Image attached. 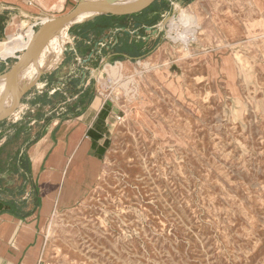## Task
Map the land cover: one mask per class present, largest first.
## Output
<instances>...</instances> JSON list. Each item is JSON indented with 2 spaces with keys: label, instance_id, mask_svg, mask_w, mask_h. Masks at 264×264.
Here are the masks:
<instances>
[{
  "label": "rangeland",
  "instance_id": "1",
  "mask_svg": "<svg viewBox=\"0 0 264 264\" xmlns=\"http://www.w3.org/2000/svg\"><path fill=\"white\" fill-rule=\"evenodd\" d=\"M183 1L144 19L157 37L119 88L107 68L125 59L96 78L120 119L97 181L49 223L43 264H264V0ZM177 4L199 25L188 52L159 27Z\"/></svg>",
  "mask_w": 264,
  "mask_h": 264
},
{
  "label": "crops",
  "instance_id": "2",
  "mask_svg": "<svg viewBox=\"0 0 264 264\" xmlns=\"http://www.w3.org/2000/svg\"><path fill=\"white\" fill-rule=\"evenodd\" d=\"M79 1L0 0V76L10 71L47 18L68 13ZM196 1L204 2L186 6ZM76 27L70 31L58 69L43 76L22 100L18 118L16 114L0 123V202L19 206L15 214H0V264L44 263L49 223L55 212L77 204L97 181L112 126L120 118L121 108L98 93L94 82L110 57L130 62L123 56L129 55L125 48L140 44V30L126 35L111 29L100 38L90 35L83 40L82 29ZM156 35L141 38L145 49ZM49 50L43 53L45 62L52 57ZM7 52L15 54L6 57ZM55 86L60 87L56 95H63L62 100L55 101Z\"/></svg>",
  "mask_w": 264,
  "mask_h": 264
},
{
  "label": "water",
  "instance_id": "3",
  "mask_svg": "<svg viewBox=\"0 0 264 264\" xmlns=\"http://www.w3.org/2000/svg\"><path fill=\"white\" fill-rule=\"evenodd\" d=\"M157 1L80 0L68 13L55 18H47L37 29L10 71L0 76V80L4 79L7 86L5 94L0 99V123L14 117L22 104V100L36 88L41 78L58 69L66 53L67 39L71 29L102 16L123 17L139 14ZM175 14L177 11L174 9L160 22L159 27L166 28ZM142 28L149 33H158L157 28L145 27L140 22L135 23L132 30L122 28L118 32L130 35ZM54 39L57 41L58 51H52V57L50 56L51 58L49 57V60L41 65V57ZM123 56L128 60H133L128 55ZM31 67L35 70L34 74L30 78H25L23 73Z\"/></svg>",
  "mask_w": 264,
  "mask_h": 264
},
{
  "label": "trees",
  "instance_id": "4",
  "mask_svg": "<svg viewBox=\"0 0 264 264\" xmlns=\"http://www.w3.org/2000/svg\"><path fill=\"white\" fill-rule=\"evenodd\" d=\"M193 0H188L189 3H191ZM169 3L166 0H158L156 3H154V5H152L150 8H148L146 11L140 13V14H135V15H131V16H123V17H117V16H102L99 18H96L93 21H90L88 23L82 24L80 26H77L75 28V30L77 29H82V32L80 34V37L83 40H87L90 35L98 38L102 35H104V33L108 30L111 29H129L132 27L131 22H143V26H144V19L146 20L147 15L149 13H152L154 15H159L160 13L163 12H167ZM156 17V16H155ZM156 18H154L155 21ZM149 20H147L146 24L149 25L151 23L148 22ZM159 23V22H157ZM129 27V28H128ZM141 30V29H139ZM142 31H146L144 28H142ZM144 43H140L139 45H137L135 42L131 43V44H127L125 51L133 57H138L140 55H142V51L144 48ZM153 50V49H152ZM152 50H150L148 53L152 52ZM148 55V54H146ZM145 56V55H143ZM23 130H18V133L22 132ZM91 136L95 137L96 139H100L101 135L100 134H95V133H91ZM108 146V145H107ZM106 146V147H107ZM105 147V148H106ZM105 148L101 150V153L105 152ZM19 210V206L16 204H6V203H1L0 202V214L4 213V212H9V213H17V211Z\"/></svg>",
  "mask_w": 264,
  "mask_h": 264
},
{
  "label": "bare ground",
  "instance_id": "5",
  "mask_svg": "<svg viewBox=\"0 0 264 264\" xmlns=\"http://www.w3.org/2000/svg\"><path fill=\"white\" fill-rule=\"evenodd\" d=\"M133 1V0H130ZM177 4V7L175 8L177 12H179V18H172L170 21V29L175 30V37L173 39L175 41H180L183 44V50L188 52L189 51V45L190 43L194 42L197 40V29H198V21L195 18V16L192 13H189L187 10L181 9ZM191 7V5H190ZM192 8V7H191ZM46 21V20H45ZM44 21V22H45ZM5 49V44L3 45L2 51ZM49 50V52L52 51H58V46H57V41L54 39L51 44L46 48V51ZM15 52H7L6 57L10 55H14ZM183 55V54H182ZM45 59L44 56L42 55L40 64H44ZM145 68L150 69L152 66V63L147 62L144 63L143 65ZM108 74H109V79L110 82L113 86H117L119 88L120 84L119 81L123 77V70H124V65L123 63H118L116 66H109L107 68ZM35 72L34 68H30L26 70L23 73V76L26 75H33ZM132 84V83H131ZM126 87V85H124ZM6 84L4 82V79L0 80V93H4L6 91ZM3 91V92H2ZM2 98V97H1Z\"/></svg>",
  "mask_w": 264,
  "mask_h": 264
},
{
  "label": "flooded vegetation",
  "instance_id": "6",
  "mask_svg": "<svg viewBox=\"0 0 264 264\" xmlns=\"http://www.w3.org/2000/svg\"><path fill=\"white\" fill-rule=\"evenodd\" d=\"M119 55H121L122 53H118Z\"/></svg>",
  "mask_w": 264,
  "mask_h": 264
},
{
  "label": "built area",
  "instance_id": "7",
  "mask_svg": "<svg viewBox=\"0 0 264 264\" xmlns=\"http://www.w3.org/2000/svg\"><path fill=\"white\" fill-rule=\"evenodd\" d=\"M29 1H32V0H29ZM120 119V118H119Z\"/></svg>",
  "mask_w": 264,
  "mask_h": 264
}]
</instances>
